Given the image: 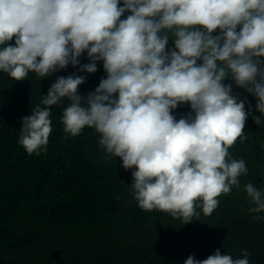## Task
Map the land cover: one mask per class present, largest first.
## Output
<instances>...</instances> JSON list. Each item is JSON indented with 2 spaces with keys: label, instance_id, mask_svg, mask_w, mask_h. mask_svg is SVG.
<instances>
[{
  "label": "clouds",
  "instance_id": "1",
  "mask_svg": "<svg viewBox=\"0 0 264 264\" xmlns=\"http://www.w3.org/2000/svg\"><path fill=\"white\" fill-rule=\"evenodd\" d=\"M84 54L90 62L81 63ZM101 61L106 76L86 96L78 91L85 75L57 77L43 106L22 118L18 143L29 155L46 152L51 107L66 99L64 132L94 129L107 154L135 169L138 207L181 225L210 216L248 175L229 152L247 139V117L264 127V0H0V72L15 81L69 65L92 74ZM226 79L256 98L259 116ZM185 103L191 112L177 119ZM244 190L249 212H264V188ZM250 255L217 248L183 264H250Z\"/></svg>",
  "mask_w": 264,
  "mask_h": 264
},
{
  "label": "trees",
  "instance_id": "2",
  "mask_svg": "<svg viewBox=\"0 0 264 264\" xmlns=\"http://www.w3.org/2000/svg\"><path fill=\"white\" fill-rule=\"evenodd\" d=\"M167 47L174 48L171 38ZM80 61L90 62L86 54ZM73 73L86 76L82 96L106 76L102 61L92 74L69 65L45 78L30 72L15 81L0 72V264H183L189 255L203 260L217 248L234 258L247 249L250 264H264V212H249L244 190L247 183L264 188V127L249 115L247 139L229 149L248 168L240 187L218 197L210 216L181 225L167 213L138 207L130 194L135 169L125 170L119 157L107 154L94 129L86 126L76 137L64 132L66 99L51 107L46 152L29 155L18 143L22 118L41 105L57 77ZM224 82L246 110L251 105L260 115L254 96L231 79ZM189 112L187 103L173 110L177 119Z\"/></svg>",
  "mask_w": 264,
  "mask_h": 264
}]
</instances>
